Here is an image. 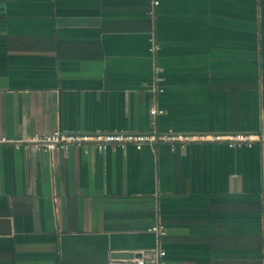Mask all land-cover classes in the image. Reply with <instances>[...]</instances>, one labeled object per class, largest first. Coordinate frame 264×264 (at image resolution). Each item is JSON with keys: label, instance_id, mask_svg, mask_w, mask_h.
I'll return each instance as SVG.
<instances>
[{"label": "crops", "instance_id": "crops-1", "mask_svg": "<svg viewBox=\"0 0 264 264\" xmlns=\"http://www.w3.org/2000/svg\"><path fill=\"white\" fill-rule=\"evenodd\" d=\"M56 130L263 133L264 0H0V137ZM87 147L0 144V264H264V143Z\"/></svg>", "mask_w": 264, "mask_h": 264}, {"label": "built area", "instance_id": "built-area-1", "mask_svg": "<svg viewBox=\"0 0 264 264\" xmlns=\"http://www.w3.org/2000/svg\"><path fill=\"white\" fill-rule=\"evenodd\" d=\"M158 2H155L157 5ZM159 46L154 44L151 51L157 53ZM161 69L156 67L155 85L157 92L162 93L164 90L158 85L163 81L160 75ZM165 114V111L154 107L150 110V115L153 120L158 116ZM158 143H167L175 150L176 147L185 149L188 145L194 143H225L231 148L252 147L255 143H264L263 133H245L238 132L234 134H183L172 130L168 132L159 133L153 130L148 133H132L125 131H116L110 133L98 132L95 134L87 133H65L61 130L52 131L47 134H37L35 136L21 135L17 139H9L7 137H0V144H11L15 148L21 146L27 147H41L46 151H68L70 146L80 147L87 145L86 153L89 149L100 153H106L108 150L116 149L118 147L126 148L129 145H134L138 150H141L144 145L154 146ZM149 232L158 236L164 237L168 234L166 226L157 223L149 228ZM133 257L123 262L125 264H167L166 251L163 248L156 247L151 250L133 252Z\"/></svg>", "mask_w": 264, "mask_h": 264}, {"label": "water", "instance_id": "water-1", "mask_svg": "<svg viewBox=\"0 0 264 264\" xmlns=\"http://www.w3.org/2000/svg\"><path fill=\"white\" fill-rule=\"evenodd\" d=\"M233 133H236V132H233ZM238 133V132H237Z\"/></svg>", "mask_w": 264, "mask_h": 264}]
</instances>
